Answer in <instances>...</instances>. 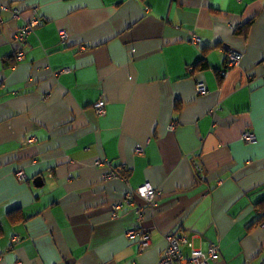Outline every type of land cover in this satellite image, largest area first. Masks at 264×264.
Listing matches in <instances>:
<instances>
[{
  "label": "crops",
  "instance_id": "0c3cea01",
  "mask_svg": "<svg viewBox=\"0 0 264 264\" xmlns=\"http://www.w3.org/2000/svg\"><path fill=\"white\" fill-rule=\"evenodd\" d=\"M0 19V264H157L170 234L264 264V0H0Z\"/></svg>",
  "mask_w": 264,
  "mask_h": 264
},
{
  "label": "built area",
  "instance_id": "2783aa9c",
  "mask_svg": "<svg viewBox=\"0 0 264 264\" xmlns=\"http://www.w3.org/2000/svg\"><path fill=\"white\" fill-rule=\"evenodd\" d=\"M3 11L11 10L8 6H2ZM12 14L14 16H19V11L17 9H12ZM2 20L0 19V22ZM38 24V20H33L28 22L27 24L21 26L17 31L15 38L22 43H24L27 39V34L34 29V27ZM62 37L66 36V33H61ZM243 54L233 48H229L228 50V67L238 66L239 62L242 58ZM24 58V52L19 51L16 55V60L21 61ZM227 72V70H226ZM1 85V82H0ZM209 90L208 85L204 81H199L197 83V91L198 93H206ZM95 109L98 113L104 114L105 109V101L99 100L94 105ZM242 139L253 142L256 139L255 133L252 130H246L242 134ZM144 147L141 145H137L136 152L138 154L143 153ZM109 164L108 160H98L97 165ZM18 175L21 178H25L24 171H18ZM126 175L122 174L117 169H111L109 172L105 174V178H123L126 179ZM135 192L143 197L147 203L151 206H155L157 204V196L159 191L150 183L145 182L142 185L138 186L135 189ZM129 198H131V194H128ZM121 206V203H118L115 208ZM139 212V209H138ZM262 226L264 227V221H262ZM130 238L138 235L137 231H130L128 233ZM168 245L163 253L161 259L157 264H213L219 259L220 247L218 243L211 244L206 250L201 248H192L189 256H186L183 252V244L187 242L185 237L177 236L175 234H170L167 237ZM139 246L141 248L147 247L151 243L150 234L143 231L139 233L138 237Z\"/></svg>",
  "mask_w": 264,
  "mask_h": 264
},
{
  "label": "trees",
  "instance_id": "16d2710c",
  "mask_svg": "<svg viewBox=\"0 0 264 264\" xmlns=\"http://www.w3.org/2000/svg\"><path fill=\"white\" fill-rule=\"evenodd\" d=\"M253 20L249 21L248 23L246 24H243L242 26H239L237 27L236 31H237V34L239 35H242L243 37H247L248 35V32H249V27H250V24ZM208 66L207 62L204 61L202 62L199 67L200 68H206ZM263 206V205H262ZM10 218L13 220V221H16L18 218H22V213L20 210H15V211H12L10 213Z\"/></svg>",
  "mask_w": 264,
  "mask_h": 264
}]
</instances>
